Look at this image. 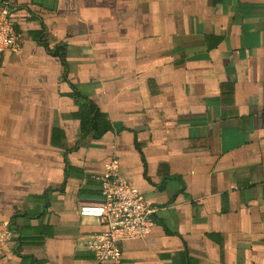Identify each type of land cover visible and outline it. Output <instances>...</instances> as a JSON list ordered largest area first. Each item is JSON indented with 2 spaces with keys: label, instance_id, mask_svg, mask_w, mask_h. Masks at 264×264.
<instances>
[{
  "label": "crops",
  "instance_id": "0c3cea01",
  "mask_svg": "<svg viewBox=\"0 0 264 264\" xmlns=\"http://www.w3.org/2000/svg\"><path fill=\"white\" fill-rule=\"evenodd\" d=\"M5 1L0 264H94L111 164L155 208L120 264H264V0Z\"/></svg>",
  "mask_w": 264,
  "mask_h": 264
},
{
  "label": "built area",
  "instance_id": "2783aa9c",
  "mask_svg": "<svg viewBox=\"0 0 264 264\" xmlns=\"http://www.w3.org/2000/svg\"><path fill=\"white\" fill-rule=\"evenodd\" d=\"M8 2L0 0V54L19 49V35L8 17ZM101 204H84L80 216L93 217L104 230L90 235L85 245L93 252L94 264H120L118 241L145 238L153 226L155 208L128 185L111 164L100 177Z\"/></svg>",
  "mask_w": 264,
  "mask_h": 264
}]
</instances>
